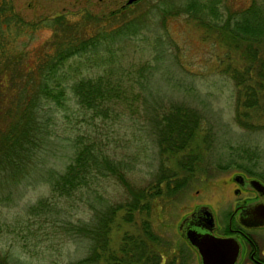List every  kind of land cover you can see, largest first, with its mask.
<instances>
[{
  "label": "trees",
  "instance_id": "1",
  "mask_svg": "<svg viewBox=\"0 0 264 264\" xmlns=\"http://www.w3.org/2000/svg\"><path fill=\"white\" fill-rule=\"evenodd\" d=\"M181 13L230 46L222 71L234 80L239 95L241 85L245 86L244 94L251 96L243 100L245 107L257 102L246 81L252 76V68L264 78V51L260 50L264 47V0H250L241 7L228 0H154L138 16L125 17L117 9L107 18L88 19L83 24L56 15L52 18V37L32 56L25 51L22 34L34 30L38 23L25 21L10 0H0V108L4 106L0 118V194H4V186L22 181L36 168L37 153L51 134L52 108L68 110L70 93L90 118H100L101 123L122 117L125 109L139 111L133 100L142 95V119L134 123L141 133L143 130L146 142L159 150L152 179L136 184L127 177L136 164L112 156L104 131L80 132L72 141L75 151L64 168L43 170V180L53 197L66 199L68 205L84 201L92 211L86 221L60 219L62 230L88 243V253L69 264L100 260L108 264L178 262L177 256L164 257L163 236L153 227L151 215L156 203L171 199L201 172L203 149L199 144L204 140L199 132L205 116L183 101L153 96L152 66L147 63L133 71L127 69L121 50L133 36L150 30L159 17L165 22ZM237 51L244 56L243 63L237 62ZM93 67L98 71L93 73ZM4 92H8L6 97ZM135 152L131 157L140 160L142 154ZM109 175L124 189L116 200L105 196V177ZM53 203L38 199L27 205V213L40 211L45 204L49 206L46 210L54 211ZM117 218L131 229L125 230L120 243L112 247L110 232ZM14 263L6 256L0 259V264Z\"/></svg>",
  "mask_w": 264,
  "mask_h": 264
},
{
  "label": "rangeland",
  "instance_id": "2",
  "mask_svg": "<svg viewBox=\"0 0 264 264\" xmlns=\"http://www.w3.org/2000/svg\"><path fill=\"white\" fill-rule=\"evenodd\" d=\"M90 1L10 0L25 21L38 23L34 30L22 34L26 42L25 51L32 56L52 37L54 16L63 15L64 21L83 24L88 19L111 16L110 12L117 10L122 0ZM153 1L135 0L125 6L122 16H138ZM249 2L228 0L229 4L239 7ZM145 33L133 36L129 44L122 46L124 67L133 71L150 64L153 68L150 83L153 96L163 97V101H183L198 108L205 116L199 132L204 140L199 144L203 149L201 172L171 199L157 201L151 215L153 227L163 236L164 257L177 256V264H200L196 250L179 231L178 222L197 205L207 204L215 215V229L219 224L218 230L223 231L228 213L248 194L239 187L233 175L243 173L264 180V78H259L256 68H252V76L246 83L251 85L257 102L245 107L243 100L251 97L244 94L245 86L241 85L239 95L234 80L222 71L229 45L214 38L182 13L172 15L165 22H161L159 17ZM260 50L263 52L264 47ZM156 53H161L158 58L154 57ZM236 59L243 63L244 56L240 51H237ZM97 71L92 68L93 73ZM7 93L4 92L5 97ZM71 95L66 104L68 110L52 108L51 134L37 153L36 168L22 181L3 187L4 194H0V259L6 256L15 261L14 264H69L88 253L87 239H77L62 230L60 219L86 221L92 211L84 201L68 205L66 199L53 197L48 182L42 177L46 167L61 170L70 161L75 151L72 141L78 133L104 131L108 135L112 156L126 159L131 165L133 162L136 164L132 171L127 172V177L136 184H145L152 179V172L159 164L157 146L147 143L143 130L141 133L134 123L142 119V95L133 100L139 111L125 109L123 103H119L125 114L116 119L109 118L105 123H101L100 118H90L91 115L76 104ZM41 113L44 114L43 111ZM134 152L143 157L135 160L131 157ZM172 161L168 160V163ZM105 187V196L110 199L116 200L124 194L122 185L111 175L105 177ZM236 187L242 189L240 193L234 192ZM38 199H44L46 203L54 201V211L46 210L45 207L49 206L45 204L38 209L40 211L27 213V205L36 203ZM117 219L110 232L112 247L120 243L125 230L131 229L128 223ZM255 232L260 236L264 229ZM90 264L108 263L100 260Z\"/></svg>",
  "mask_w": 264,
  "mask_h": 264
},
{
  "label": "water",
  "instance_id": "3",
  "mask_svg": "<svg viewBox=\"0 0 264 264\" xmlns=\"http://www.w3.org/2000/svg\"><path fill=\"white\" fill-rule=\"evenodd\" d=\"M233 179L240 185L249 184L264 196V183L258 178H246L243 173H236ZM248 206L249 210L262 220L259 224H264V200L249 203ZM216 226L214 212L207 204L197 205L178 222L179 231L196 250L200 264H237L240 254L239 241L232 235L215 233Z\"/></svg>",
  "mask_w": 264,
  "mask_h": 264
},
{
  "label": "flooded vegetation",
  "instance_id": "4",
  "mask_svg": "<svg viewBox=\"0 0 264 264\" xmlns=\"http://www.w3.org/2000/svg\"><path fill=\"white\" fill-rule=\"evenodd\" d=\"M74 1H90V0H74ZM129 0H122L119 2L118 11L122 12L127 4L132 3ZM91 2V1H90ZM246 178L247 176L244 174ZM262 183L264 180L258 178ZM237 183V182H236ZM238 184V183H237ZM248 194L244 200H240L234 205V208L228 213V221L225 226V231H219L218 224L215 233L219 235H232L239 241L240 254L237 264H264V234L260 236L256 235V230L264 229V224H259L262 220L258 219L257 216L249 210L248 204L253 202H263L264 196L260 195L259 192L252 186L245 184H238ZM234 189L235 193H240L242 189ZM263 199V200H262ZM248 206V207H247ZM259 221V222H258ZM203 224V222H202Z\"/></svg>",
  "mask_w": 264,
  "mask_h": 264
}]
</instances>
